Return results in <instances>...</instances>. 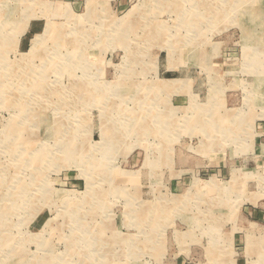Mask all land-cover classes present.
I'll use <instances>...</instances> for the list:
<instances>
[{
    "label": "rangeland",
    "instance_id": "374dc122",
    "mask_svg": "<svg viewBox=\"0 0 264 264\" xmlns=\"http://www.w3.org/2000/svg\"><path fill=\"white\" fill-rule=\"evenodd\" d=\"M262 121L264 0H0V264H264Z\"/></svg>",
    "mask_w": 264,
    "mask_h": 264
},
{
    "label": "bare ground",
    "instance_id": "6f19581e",
    "mask_svg": "<svg viewBox=\"0 0 264 264\" xmlns=\"http://www.w3.org/2000/svg\"><path fill=\"white\" fill-rule=\"evenodd\" d=\"M61 10V9H60ZM72 20V19H71ZM53 30H54V28H53V24H49L48 25V27L46 28V30L42 33V34H40V35H38L37 37H35L34 39H33V41H32V43H31V46H30V50L28 51V53H26V54H21V55H17L16 56V63H15V65H16V67L18 66V67H22V68H26V69H29V70H33V68H32V65H33V60L34 59H41V48H42V46L44 45V42H45V39L46 38H49L50 36H51V34H52V32H53ZM16 39H18V35L17 36H15V40ZM17 41V40H16ZM55 46H58L57 44H55ZM16 67H15V69H16ZM15 78V77H14ZM16 78H17V76H16ZM22 84H23V82H22ZM75 85V84H74ZM40 87V86H39ZM42 87L43 88H45L44 86H42L41 85V87L40 88H35V85L34 84H32L31 83V91H33V92H39V91H41V89H42ZM49 87V86H48ZM46 89V88H45ZM44 89V90H45ZM71 90L73 89V88H70ZM43 91V90H42ZM73 92L75 91V90H72ZM45 92V91H44ZM63 96V95H62ZM77 98V97H76ZM17 132V131H16ZM15 133V132H14ZM60 133V132H59ZM16 134V133H15ZM23 154H25V153H23ZM5 195V194H4Z\"/></svg>",
    "mask_w": 264,
    "mask_h": 264
},
{
    "label": "crops",
    "instance_id": "0c3cea01",
    "mask_svg": "<svg viewBox=\"0 0 264 264\" xmlns=\"http://www.w3.org/2000/svg\"><path fill=\"white\" fill-rule=\"evenodd\" d=\"M256 130L259 131V137L260 139L262 140L264 138V121H262V123H260V126L256 127ZM251 207H253L250 212L248 213V220H254L252 223L254 225H260V223H263L264 224V207H254L251 205ZM255 220L257 222H255ZM241 238L238 240V241H235L236 242V246L237 248H235V250L238 251V253L241 251ZM234 250V251H235ZM243 253L245 252V249L242 251ZM240 252V253H242ZM239 253V254H240ZM234 264H246V260L243 256H240V255H236L235 259H234Z\"/></svg>",
    "mask_w": 264,
    "mask_h": 264
}]
</instances>
